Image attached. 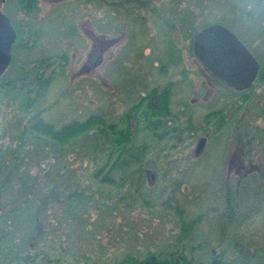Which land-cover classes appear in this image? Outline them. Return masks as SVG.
<instances>
[{
	"label": "rangeland",
	"instance_id": "obj_1",
	"mask_svg": "<svg viewBox=\"0 0 264 264\" xmlns=\"http://www.w3.org/2000/svg\"><path fill=\"white\" fill-rule=\"evenodd\" d=\"M33 1L0 2L17 28L0 77V174L19 176L0 186V264L264 251V78L236 91L192 51L193 32L219 23L264 65V0ZM90 115L104 124L65 143L32 128Z\"/></svg>",
	"mask_w": 264,
	"mask_h": 264
},
{
	"label": "water",
	"instance_id": "obj_2",
	"mask_svg": "<svg viewBox=\"0 0 264 264\" xmlns=\"http://www.w3.org/2000/svg\"><path fill=\"white\" fill-rule=\"evenodd\" d=\"M15 39L9 18L0 10V77L10 63ZM192 51L209 73L236 91L248 89L257 77L260 64L256 57L222 24H209L197 30L192 35ZM205 141V137L199 139L196 152Z\"/></svg>",
	"mask_w": 264,
	"mask_h": 264
},
{
	"label": "trees",
	"instance_id": "obj_3",
	"mask_svg": "<svg viewBox=\"0 0 264 264\" xmlns=\"http://www.w3.org/2000/svg\"><path fill=\"white\" fill-rule=\"evenodd\" d=\"M21 1H22V8L24 7V8H27L28 10H31L33 8V5H34L33 0H21ZM202 27H204V26H202ZM202 27L197 28L193 32V34L197 30L201 29ZM263 68H264V65H263ZM259 77H263L262 72H260ZM40 82L43 83L42 88L45 89L46 84L48 83V80H46L44 78V80L40 81ZM167 100H168V93L165 91L163 93V96H162L163 103H162L161 107H159L158 109H154L153 107H151L152 105H149V107H148L149 112L152 115L153 114L154 115L159 114L160 112H162V109L164 110L163 106L166 105L165 103L167 102ZM140 105H142V104L140 102H137L133 106V108H131L133 113L137 112ZM145 115H146V113H145ZM146 117H147V115H146ZM147 119L149 120L150 118L147 117ZM104 122L105 121L101 117H99L97 115H90L83 121L66 124L62 128H60L58 130H54L53 125L43 123L42 120L37 119L35 121V123L32 125V128L36 132H40V133L42 132L46 136L52 137L57 142L59 141L60 143H65L66 141L75 138L77 135H80L82 133H87L89 131V129L92 128L94 125H96V126H98L99 124L103 125ZM114 132L118 136V140H119L122 136V130H116ZM127 138H130V134L128 132H127ZM117 144L121 145V142H118ZM111 159H112V156H111ZM0 161H5V160L0 159ZM116 162L113 161L110 163V165H109L110 170L115 169L117 167V165L121 166V163H122L121 160L116 161ZM10 167H11L10 165H6V169H8ZM0 171H2L1 168H0ZM17 177H19L17 174L13 175V176L8 175V173H5V176L0 174V186L12 185L13 181ZM23 177H25V176H22V175L20 176V183L25 185L27 182H26V178L23 179ZM51 181H53L54 183L58 182V180H56V179H53ZM237 251L238 252H236V257L234 256L235 258H231V259L226 260V259H219V258L214 257L213 260L211 261V263H209V264H264V251H259V250H255V249L252 250L247 246L245 248H239ZM120 264H202V263L197 262V261H193V260H191V258L187 257L186 255H184L182 253H179V254L176 253L173 255L167 254V255L163 256V253H161V252H158V253L151 252L148 256H146L144 259H141V260H137V258L129 255Z\"/></svg>",
	"mask_w": 264,
	"mask_h": 264
},
{
	"label": "flooded vegetation",
	"instance_id": "obj_4",
	"mask_svg": "<svg viewBox=\"0 0 264 264\" xmlns=\"http://www.w3.org/2000/svg\"><path fill=\"white\" fill-rule=\"evenodd\" d=\"M6 0H0V2L3 4L4 2H5ZM1 3H0V10L2 11V13H4L8 18H9V21H10V23H11V25H12V27H13V29L15 30V33H16V38H17V28H16V26H15V24L13 23V21L11 20V18H10V16L7 14V13H5L4 12V10L1 8ZM18 5V6H17ZM16 7H20V8H22V1L21 0H19V2H18V4H17V2H16ZM16 40V39H15ZM242 42V41H241ZM14 44V43H13ZM258 61V60H257ZM259 62V61H258ZM259 64H260V62H259ZM264 68H263V64H260V67H259V70H258V73H257V77H256V79L257 78H260L259 77V75H260V72H262L263 73V77H264V70H263ZM211 74V73H210ZM216 78V77H215ZM255 79V80H256ZM219 80V79H218ZM255 82V81H254ZM253 85V84H252ZM231 88V87H230ZM250 88V87H249ZM246 90V89H245ZM243 91V90H242ZM231 162H230V166L231 165H234V164H236L237 162H238V158H236V157H232L231 159Z\"/></svg>",
	"mask_w": 264,
	"mask_h": 264
}]
</instances>
